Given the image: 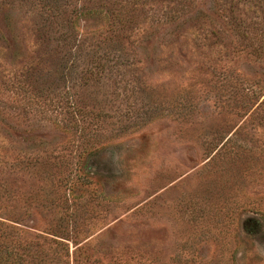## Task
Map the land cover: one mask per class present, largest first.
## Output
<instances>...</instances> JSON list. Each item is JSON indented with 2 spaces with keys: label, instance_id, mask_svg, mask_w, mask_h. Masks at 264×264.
<instances>
[{
  "label": "rangeland",
  "instance_id": "obj_1",
  "mask_svg": "<svg viewBox=\"0 0 264 264\" xmlns=\"http://www.w3.org/2000/svg\"><path fill=\"white\" fill-rule=\"evenodd\" d=\"M97 1L0 0V264H264V0Z\"/></svg>",
  "mask_w": 264,
  "mask_h": 264
},
{
  "label": "trees",
  "instance_id": "obj_2",
  "mask_svg": "<svg viewBox=\"0 0 264 264\" xmlns=\"http://www.w3.org/2000/svg\"><path fill=\"white\" fill-rule=\"evenodd\" d=\"M102 2L103 1H101V0H98L96 2L97 5H99V7H101V9L104 10V11L102 10L98 13L101 14L102 12H104L105 15L109 16V18H110L109 24L110 25H112L114 22H117L116 24L122 26L123 28H126L127 30H131L132 28H135V24L139 20H138V17H135L133 14L135 12H138V14H140L141 13L140 11H142V9H143L142 5H138V3L134 4V3L130 2L129 5L121 6V5L116 4V0H108L107 2H114V5L110 4L112 7L106 9L102 5ZM86 3H88V2H86ZM46 9L45 10L51 14L54 11L53 8H50L48 6L46 7ZM119 10H122L124 12L127 11L126 13H128L129 15L122 16V14H120V12H118ZM144 22L145 21L142 22V25L144 24ZM137 26H136V28H137ZM96 37H101V34L97 35Z\"/></svg>",
  "mask_w": 264,
  "mask_h": 264
}]
</instances>
